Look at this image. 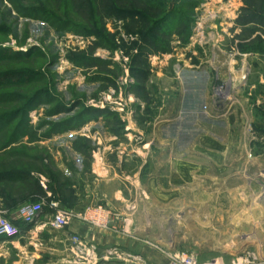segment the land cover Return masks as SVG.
I'll use <instances>...</instances> for the list:
<instances>
[{
    "label": "rangeland",
    "instance_id": "rangeland-1",
    "mask_svg": "<svg viewBox=\"0 0 264 264\" xmlns=\"http://www.w3.org/2000/svg\"><path fill=\"white\" fill-rule=\"evenodd\" d=\"M188 1L161 0L182 20L155 26L158 16L145 0H0V51L42 55L0 64V74L44 76L4 82L0 117L35 99L28 137L17 145L50 147L39 167L63 184L81 185L101 157L135 164L123 171L139 172L144 184L161 179L170 161L186 157L179 148L210 134L214 149L188 157L207 162L188 184L173 171L171 187H153L155 199L139 202L136 235L166 254L167 264L192 254L197 264H264V54L256 53L264 49V0H192L194 9ZM29 9L47 14L30 18ZM127 11L151 22L121 20ZM159 43L168 52L156 50ZM57 161L69 178L59 177ZM136 163L146 165L139 171ZM34 224L0 239V264H131L108 263L127 255L104 249L87 262L63 229L51 241ZM38 242L39 256L24 259L33 252L28 244Z\"/></svg>",
    "mask_w": 264,
    "mask_h": 264
},
{
    "label": "crops",
    "instance_id": "crops-1",
    "mask_svg": "<svg viewBox=\"0 0 264 264\" xmlns=\"http://www.w3.org/2000/svg\"><path fill=\"white\" fill-rule=\"evenodd\" d=\"M249 56L258 55L251 53ZM232 121L235 124L237 122L232 120V118L228 119V123ZM261 125L263 128L264 124ZM198 135L200 138L196 144L191 141L179 148V153L181 155L185 154L186 157L184 160L170 161V174H166L161 179L150 177L146 180V184L139 178V172L136 176V174H126L123 171L125 168L135 164L124 160L110 161L108 158L103 157L100 159L96 158L91 162L89 171L85 174V180L81 179L83 182L81 185L75 181L63 184L51 174L47 175L39 167L46 164V159L43 155L49 151L51 153L52 149L50 147H9L0 150V171L5 170L4 168L9 166L5 170L7 171L6 175H9V180L0 183V215L16 221L20 208L25 204H45L51 200L57 201L63 210L76 216L63 230L66 232L67 237H78L80 239L79 246H76L75 252L76 254H83L87 262L98 258L96 249H104L110 254L125 252L127 255L126 258L112 257L105 259L108 263L121 261L131 264H167L169 258L166 254L152 245L151 242H148V240L136 235L134 228L138 222L137 215L140 213L138 204L141 201L149 203V201L155 199H152L155 196L153 187L156 188L158 185L171 187L173 185V171H175L176 179L181 182V185H185L188 184L196 171L206 166V161H193L188 158L190 154L212 151L214 149L210 146L214 141L210 134L205 132L201 136L200 134ZM11 152H25L27 156L15 158L5 155ZM222 153L224 152L217 151L214 154L219 155ZM14 159H20V162L16 164ZM61 162L53 163L57 168L59 177L63 175L69 178V176L64 174L65 171L61 166ZM145 165L146 163L142 166ZM20 166L21 169L18 168L16 171L13 169ZM142 166L136 163L139 171ZM87 176L89 178L88 181L86 179ZM78 186L80 188L83 187L84 191L82 193H79L80 188ZM133 192L138 197H134ZM166 192H170L168 201L171 202L172 192L171 190ZM98 205L105 207L111 213L109 229L92 226L80 220V217ZM53 215L54 213L46 206L43 213L36 220L35 226L32 227L37 230L42 239L47 237L51 241L57 239L55 236L59 233V230H55L52 225ZM147 216H149L148 212L145 213L146 218ZM23 227L27 230L31 225L23 223ZM25 230L22 233H27ZM41 245L40 242L29 243L28 248L33 252L28 254L27 258L24 257V259L30 262L36 259L37 257L35 256H39L37 254L41 253L38 250ZM34 247H36V251L32 249ZM21 248L25 250L24 247ZM35 253L37 254L35 255Z\"/></svg>",
    "mask_w": 264,
    "mask_h": 264
},
{
    "label": "trees",
    "instance_id": "trees-1",
    "mask_svg": "<svg viewBox=\"0 0 264 264\" xmlns=\"http://www.w3.org/2000/svg\"><path fill=\"white\" fill-rule=\"evenodd\" d=\"M9 1L10 3H13V0H9ZM145 3L147 5L153 3L154 9L152 12L153 14H155V16H158L157 18H155L157 21H155L154 19V23L152 22V24H155V26L162 25L164 23L166 24L169 21H173V19H177V16L178 17L180 16V14L176 13L177 12L176 8L173 9L172 11L170 4L168 5L163 2L161 3V0H145ZM188 4L191 6V9H194L196 6V4L193 3L192 0L191 1L189 0ZM127 12L128 13L119 14V18L121 20H126V19L140 20L142 19L145 22H151V19H147L149 17L142 16L141 14L136 13L135 11H127ZM25 13H26L25 16H28L34 19H38V18L40 19V14H47V11L46 10L44 11L43 9H36V10L29 9L28 11L26 10ZM185 18L187 19V16H185ZM179 19L182 20V16H180ZM241 25H245V24L242 23ZM0 32H2V30H0ZM154 47L156 50L163 51V52H168L167 48H169L168 45H165L163 43H159V45H155ZM251 52L253 51L251 50ZM256 53L262 55L264 54V49L260 48V51ZM40 57H42V55L39 52L36 53L35 51L25 53V54H17V53H13L9 49H6V50L0 51V64L12 65L14 62H19V60L30 62L32 59L34 60ZM31 71L32 72L27 73V75L25 72H29V71H16V72L8 71L3 74H0V78H6L7 80V81L0 80V87L4 85V82H9L10 84L17 83V84L24 85L23 83L38 81L44 78L42 73H39L37 70L35 71L31 70ZM34 104H36L35 99H33L30 104H26L20 110L14 111L12 113H9V114H6L0 117V150L7 149L9 147H22V148L29 147V145H17V144H19V142L23 138L28 137V132L25 129H28L30 127L29 110ZM10 128H12L10 131L11 134L8 137H1L3 134H6L7 131L9 132ZM5 155L8 157H15V158L27 156L25 152H22V153L21 152H11ZM19 160L20 159H14V162L17 164V162H20ZM8 167L9 166H6L4 169L6 170ZM18 168L21 169V166L17 168H13V169L16 171L18 170ZM5 170L0 171V173L2 172L0 174V183H3L4 181L9 180V175H6L7 171ZM47 174L49 173L47 172ZM14 238H10V239H14Z\"/></svg>",
    "mask_w": 264,
    "mask_h": 264
},
{
    "label": "built area",
    "instance_id": "built-area-1",
    "mask_svg": "<svg viewBox=\"0 0 264 264\" xmlns=\"http://www.w3.org/2000/svg\"><path fill=\"white\" fill-rule=\"evenodd\" d=\"M44 205L54 213L53 227L55 229H64L69 223L76 218V216L68 211L60 208V204L56 201L47 203L25 204L19 212L18 217L26 225H33L38 219L39 215L44 211ZM111 213L103 206L94 207L92 210L86 212L80 220L92 226L102 229H109ZM20 229L14 222L6 217L0 215V239H10L20 235ZM74 242H80L78 237H74ZM172 264H197L195 255H185L180 259L174 260Z\"/></svg>",
    "mask_w": 264,
    "mask_h": 264
}]
</instances>
